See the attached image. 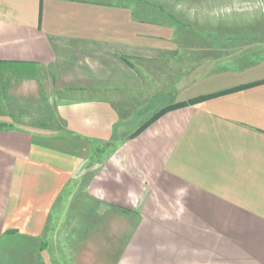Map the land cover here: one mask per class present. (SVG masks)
Returning <instances> with one entry per match:
<instances>
[{"label": "crops", "instance_id": "obj_1", "mask_svg": "<svg viewBox=\"0 0 264 264\" xmlns=\"http://www.w3.org/2000/svg\"><path fill=\"white\" fill-rule=\"evenodd\" d=\"M144 6L0 0V65L56 74L65 94L50 100L73 138L117 144L87 183L138 218L114 264H264V35L248 20L183 34ZM200 97L122 136L151 103ZM69 144L0 130V264H51V220L82 170L83 146Z\"/></svg>", "mask_w": 264, "mask_h": 264}, {"label": "rangeland", "instance_id": "obj_2", "mask_svg": "<svg viewBox=\"0 0 264 264\" xmlns=\"http://www.w3.org/2000/svg\"><path fill=\"white\" fill-rule=\"evenodd\" d=\"M131 2L145 5V12L141 13L146 18L161 20L162 25L176 23L183 34H203V29L228 34L235 27L227 24L248 20L254 25L249 28L251 33L264 35V0ZM33 76H36L32 78L35 80L30 79ZM57 79L56 74L43 67L0 65V130H30L42 136L57 137L72 146H83L81 153L76 156L83 159L82 170L64 190L62 199L56 205V212L61 213L51 220V264H114L123 242L124 229L126 231L135 226L138 218L132 211L113 207L92 194L87 183L93 172L90 167L104 163L106 155L117 144L85 137L73 138L68 122L56 113L51 102L53 97L65 94L62 90H55ZM130 94L132 102L139 104L143 96L137 92ZM155 94L148 91L146 97L149 99ZM166 96L169 97V92ZM154 105L151 103L147 109L150 117L147 121L156 113L152 111L156 107ZM161 107L158 106L157 110ZM141 120L120 124L122 136L133 135L142 127Z\"/></svg>", "mask_w": 264, "mask_h": 264}, {"label": "trees", "instance_id": "obj_3", "mask_svg": "<svg viewBox=\"0 0 264 264\" xmlns=\"http://www.w3.org/2000/svg\"><path fill=\"white\" fill-rule=\"evenodd\" d=\"M242 87H247V85H246V86H242ZM242 87H240V88H242ZM238 88H239V87H238ZM235 89H237V88H234V89H232V90L221 91V92H218L217 94H214V95H218V94L226 93V92H228V91H233V90H235ZM202 99H203V98L200 97V98H197V99H194V100H190V101H188V102H178V103H173V104H169V105L164 106V107L161 108L159 111H157L149 121L145 122V123L142 125V127H140L136 132H134L133 135L138 134L141 130H143L144 128H146L147 125H149L152 121H154L155 119H157L159 116H161V115L164 114L165 112H167V111H169V110H171V109H174V108H176V107H180V106L186 105V104H188V103H195V102L200 101V100H202ZM1 124H2V123L0 122V125H1Z\"/></svg>", "mask_w": 264, "mask_h": 264}]
</instances>
